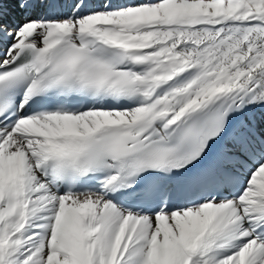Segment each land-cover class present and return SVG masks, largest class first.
<instances>
[{
  "label": "snow or ice",
  "instance_id": "obj_1",
  "mask_svg": "<svg viewBox=\"0 0 264 264\" xmlns=\"http://www.w3.org/2000/svg\"><path fill=\"white\" fill-rule=\"evenodd\" d=\"M0 264H264V0H0Z\"/></svg>",
  "mask_w": 264,
  "mask_h": 264
}]
</instances>
